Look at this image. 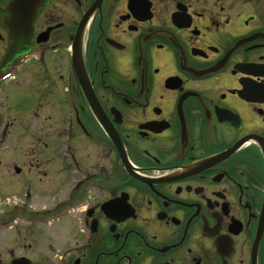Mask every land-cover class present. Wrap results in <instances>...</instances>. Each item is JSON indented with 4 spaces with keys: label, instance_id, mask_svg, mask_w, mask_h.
Masks as SVG:
<instances>
[{
    "label": "flooded vegetation",
    "instance_id": "af4514ba",
    "mask_svg": "<svg viewBox=\"0 0 264 264\" xmlns=\"http://www.w3.org/2000/svg\"><path fill=\"white\" fill-rule=\"evenodd\" d=\"M8 81L1 264H264V0H0Z\"/></svg>",
    "mask_w": 264,
    "mask_h": 264
},
{
    "label": "rangeland",
    "instance_id": "374dc122",
    "mask_svg": "<svg viewBox=\"0 0 264 264\" xmlns=\"http://www.w3.org/2000/svg\"><path fill=\"white\" fill-rule=\"evenodd\" d=\"M18 85L20 84H17V82L8 81L1 85L0 91V210L4 212L7 211V213L10 212V209L6 207L8 200L16 198V195H21L20 189L23 188L24 180V178L16 174L13 169L15 165H24V155L21 151L22 139L19 134L11 137L12 135L8 133L9 130L7 131L6 128L8 123L7 116L9 117L10 115L9 111L6 109V96L10 89L19 88ZM20 114H22V105L19 99L11 110V115L19 116ZM16 125L17 123L15 126ZM15 128L19 127L16 126ZM19 131H21L20 128ZM3 221L4 219L0 218V253H3L6 248L10 247L7 241L10 238V234L13 233L12 229H8L6 225L3 224Z\"/></svg>",
    "mask_w": 264,
    "mask_h": 264
},
{
    "label": "water",
    "instance_id": "95a60500",
    "mask_svg": "<svg viewBox=\"0 0 264 264\" xmlns=\"http://www.w3.org/2000/svg\"><path fill=\"white\" fill-rule=\"evenodd\" d=\"M12 24L14 27V31H16L17 33V31L21 29V19H16V23H15V18H13ZM20 39H21V35L19 36V34H14L12 48L7 52L5 59L3 61V64H2V67L4 66V64L6 65L12 62L15 56L21 52L19 49L22 45ZM13 264H22V262L20 260H17V261H14Z\"/></svg>",
    "mask_w": 264,
    "mask_h": 264
}]
</instances>
